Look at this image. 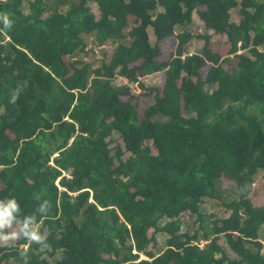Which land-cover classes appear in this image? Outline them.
I'll return each mask as SVG.
<instances>
[{"label":"trees","instance_id":"16d2710c","mask_svg":"<svg viewBox=\"0 0 264 264\" xmlns=\"http://www.w3.org/2000/svg\"><path fill=\"white\" fill-rule=\"evenodd\" d=\"M23 2L0 0V210L14 203L4 225L19 229L14 244L0 241V264H264V205L251 198L264 170V0H30L28 12ZM195 11L226 36L227 56L210 34L189 53L182 28ZM86 36L115 45L98 65L76 58ZM160 71L143 115L122 98L130 86L112 83L143 86ZM115 132L124 146H111ZM205 198L229 215H204ZM186 211L203 214L193 233L182 231ZM157 232L168 234L158 253Z\"/></svg>","mask_w":264,"mask_h":264},{"label":"rangeland","instance_id":"374dc122","mask_svg":"<svg viewBox=\"0 0 264 264\" xmlns=\"http://www.w3.org/2000/svg\"><path fill=\"white\" fill-rule=\"evenodd\" d=\"M29 1L30 0H24L23 5H22V8L26 12L29 11V8H28ZM89 4L93 12L98 16L99 9H98V5L96 4V2L90 1ZM202 8H204V6H198V9H202ZM62 9H66V7H63ZM231 17L235 21L239 20L240 16L238 14L237 9L232 10ZM182 29H187L190 32H192L194 35V38L192 39V41L189 43V46H188L189 53L200 51L204 44V39L200 38V36H202L203 34H210L211 41L217 44H221L222 46L221 53L223 54V56L228 55L229 44L227 43L226 36L224 34L214 32V30L207 29L204 22L202 21L199 14L197 13V11H195L193 14V22L187 26H184ZM180 30H181L180 27L177 28V31H180ZM149 31L151 35V40L152 42H154L155 37L152 33V29L150 28ZM86 41H87V47L85 51L79 52L76 58H82L86 61H91L94 63V65H98L101 63V60L103 57L102 48L108 51H111L113 50V47L115 46L114 44H111V43H107L105 45L99 46L93 41L92 36H86ZM176 45H177V38L175 36H171L161 41L162 55L160 56L159 61L161 62L167 61L170 58L173 51L175 50ZM66 60L70 62L71 60H74V58L67 57ZM233 61L236 62L237 61L236 58H233ZM209 66L210 64H208L207 66L203 68L202 70L203 76L206 75ZM231 67L232 65H226L227 69H231ZM165 77H166V74L164 71H160V72H156V73L144 76L143 78H141V81L144 84L142 86L138 82H130L124 76L119 75L112 81V83L115 85L128 84L130 86L131 88L130 94L129 95L123 94L122 98L125 100L129 99L133 103H137L139 106L140 113L141 115H143L145 109L154 103L155 96L157 93V91L151 90L149 89V87L156 86L159 89V93H162V88L164 85ZM109 140L113 148H115L117 144L124 146V143L120 135L117 132L112 134V136L109 137ZM129 154L130 153L127 152L124 155V158L128 157ZM222 186L228 191L230 190V194H232V196L238 195L237 192H235V183L228 180L227 178H223ZM226 195H228V193ZM251 198L255 205H264V170L259 171L258 174L255 176V182L253 184ZM201 212L204 215L213 213L218 217H226L230 213L229 210H227V208L223 204L222 200L210 199V198H205L201 206ZM202 215L192 214L190 211L184 212L181 215V218L183 220L182 231H190L191 233H193L194 230H197L200 226V222L202 221L198 216L201 217ZM167 220L168 219L164 218L160 221L159 224L163 225ZM33 228H34L35 233L39 234L40 225L34 226ZM154 232L155 231L153 228L150 229L149 235L152 236ZM46 234H47V231L45 230L44 235ZM18 236H19L18 226L3 225L2 227H0V241L2 244H11V243L14 244ZM167 237H168V234L165 232L155 233V238L157 240V243L155 245H151L149 249L158 253L159 251H161L162 249L166 247ZM259 237L264 243V225L262 226L260 230ZM219 242L230 257L232 258L236 257L237 254L229 247L224 237H221ZM199 244L203 246L205 244V241L201 240ZM45 247L46 246H43V248ZM142 255L146 257L145 254H142ZM57 257H60V255L58 254ZM49 260L51 264L55 262L54 259L49 258ZM2 264H19V263L15 261L6 260Z\"/></svg>","mask_w":264,"mask_h":264},{"label":"clouds","instance_id":"9594fccd","mask_svg":"<svg viewBox=\"0 0 264 264\" xmlns=\"http://www.w3.org/2000/svg\"><path fill=\"white\" fill-rule=\"evenodd\" d=\"M14 208H15V204L13 203L10 205V209H14ZM10 209L0 210V227H2L5 223L8 222V217H10V215H11ZM30 238L32 241H40L41 240V236L35 232L31 233Z\"/></svg>","mask_w":264,"mask_h":264},{"label":"built area","instance_id":"2783aa9c","mask_svg":"<svg viewBox=\"0 0 264 264\" xmlns=\"http://www.w3.org/2000/svg\"><path fill=\"white\" fill-rule=\"evenodd\" d=\"M134 252H135V251H134ZM143 257H144V255H142V256L140 257V259L143 258Z\"/></svg>","mask_w":264,"mask_h":264}]
</instances>
